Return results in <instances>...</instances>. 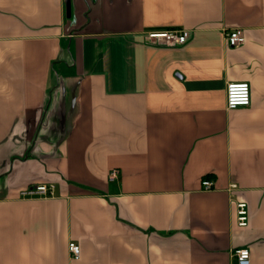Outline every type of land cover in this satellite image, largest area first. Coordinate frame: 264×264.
Masks as SVG:
<instances>
[{
    "label": "crops",
    "instance_id": "crops-1",
    "mask_svg": "<svg viewBox=\"0 0 264 264\" xmlns=\"http://www.w3.org/2000/svg\"><path fill=\"white\" fill-rule=\"evenodd\" d=\"M228 81L247 105L226 108ZM34 183L53 195H20ZM239 246L264 264V0H0V264H235Z\"/></svg>",
    "mask_w": 264,
    "mask_h": 264
},
{
    "label": "built area",
    "instance_id": "built-area-1",
    "mask_svg": "<svg viewBox=\"0 0 264 264\" xmlns=\"http://www.w3.org/2000/svg\"><path fill=\"white\" fill-rule=\"evenodd\" d=\"M189 30L166 29L148 31L146 38L148 40H164L175 44L184 43L189 37ZM225 42L228 45L240 44L244 41L243 30L239 27L230 28L224 33ZM249 103V85L246 81H228L225 85V106L226 108H234L239 105H247ZM118 169L115 167L109 168L108 179L113 180L117 175ZM203 187H210L212 180L204 178L201 181ZM231 187L235 183L230 184ZM20 195L24 197L31 196H51L53 195V186L45 183H34L20 190ZM236 219L239 225L244 226L247 223V206L246 202L239 200L235 202ZM68 249L73 256H78L79 246L70 241ZM235 264H250V253L247 247L239 246L232 249Z\"/></svg>",
    "mask_w": 264,
    "mask_h": 264
},
{
    "label": "water",
    "instance_id": "water-1",
    "mask_svg": "<svg viewBox=\"0 0 264 264\" xmlns=\"http://www.w3.org/2000/svg\"><path fill=\"white\" fill-rule=\"evenodd\" d=\"M66 12H67V14L69 13V5H68V1L66 2Z\"/></svg>",
    "mask_w": 264,
    "mask_h": 264
}]
</instances>
